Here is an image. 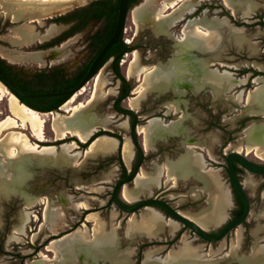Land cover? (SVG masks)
<instances>
[{"label":"rangeland","instance_id":"374dc122","mask_svg":"<svg viewBox=\"0 0 264 264\" xmlns=\"http://www.w3.org/2000/svg\"><path fill=\"white\" fill-rule=\"evenodd\" d=\"M90 1L91 0H81L80 3L74 5L68 10L70 11L82 7ZM144 1L141 2L144 3ZM255 1L258 2V0ZM20 2L27 5H34L33 3H28L23 0H0V58L7 63H11L12 67L15 69L20 70L31 65L29 63L32 62L38 63L45 58H49L56 62L57 59L64 56L62 66L67 74L72 73L79 67L80 63H83L87 59L88 52L85 45L91 33L100 29V23H90L85 30L77 34L74 39L64 44L61 48L49 50L48 53L50 56L43 57L42 59L40 58L41 56L36 53V50L38 49L35 45L43 43L44 41L41 42L42 39L49 40L52 38H42L47 32L49 26L46 27V29L44 28L51 18L46 19V17L42 16L43 13L41 14L33 9L29 10L30 8L22 9ZM38 4H40V2H38ZM139 4L141 3L138 2L136 5H133L127 16L124 29V40H128V45L133 47L138 38H141V43L143 44L147 42L144 37H147L150 39V42H153L156 45L159 40L158 38L153 37V32L150 31L151 28L149 30L144 29L151 27L149 23H152V19L149 18L148 20L144 19L143 21H139L134 14V11L138 9L136 6ZM262 4H264V1ZM259 5L257 11L261 7L260 3ZM201 6L204 7L202 12L208 10L207 15L209 17L217 16L220 19L221 17H226L231 20L230 22L236 27H238V25H243V23H245L246 26L247 24L253 25V28L242 27L245 28L248 39L251 43L255 44V47L253 46L254 48H252L250 45L237 46L227 39V31L224 28L221 31L222 37L219 40H216V46L213 49H192L188 54L199 59L206 58V60L208 59L216 66H219L221 70L232 72L236 78L240 79L247 77V83L241 88L238 87L220 97L213 96L208 89H204L202 93L197 95L186 94L182 97L173 94L162 96L151 90H146L140 97H138L139 104L136 107L129 106L131 98L137 96L135 90L142 85L147 74L146 71L152 67L163 68V64H167L173 58L175 51L178 49V41L184 38V30L187 27L188 21L190 19L194 20L198 18L202 13L200 12L195 16L187 15L189 18L188 21L183 20L178 23L174 28L176 36H170L172 39L164 40L161 43L160 48L157 49L155 47L149 49L141 46V48L124 53V56L119 61L120 71L123 75L126 72V78H128L129 82L132 84V93L129 95V99L123 102V105L138 111L142 118H145L140 123V126L147 124L146 120L149 118H166L165 112L170 114L171 111L175 113V116H170L168 118L169 120L176 121L183 119L186 128V134H181V137H183L184 148L186 149L187 145L188 147L193 145L192 147L194 150L200 151L203 154L204 159L208 162L212 163L210 159L217 161L214 165L208 164V167L215 168V170L221 175L223 189L228 191L231 197L232 210L235 209L236 205L231 193L230 182L226 174L225 161L221 153H225L226 155L230 151H238L242 154H247L248 159L251 161L264 165V152L262 153V157L256 155V151H254L255 146L249 141V136L247 134V129L252 126L254 128L258 127L261 130L264 129V112H262L264 106L247 102L249 92L254 90L258 85L252 76L251 71L260 72L258 70H263L262 66H264V45L262 42L264 38V29L261 28L257 20L259 18L263 23L264 8L260 10L262 12L261 15L257 13V16H253L257 12L256 11L251 17L245 18L241 15H235L236 17L231 18V10L222 0H213L212 2H207ZM158 8H160V6H158ZM21 10H23V12ZM174 11V9L166 11L163 14V17H165V14H172ZM60 14L53 15L52 19L55 20ZM14 17H17L16 21ZM235 20L237 21L236 23L234 22ZM148 21L149 23H147ZM256 25L259 26L254 27ZM230 26L232 25L230 24ZM191 30L194 29L191 28ZM20 32L26 35L29 34V39L23 41ZM135 34H139V36H135ZM135 53L139 54L141 64L148 67L147 70L138 77L134 74L131 76L128 73L130 63L132 62ZM45 61H47V59H45ZM109 63L110 61L98 71L97 75L81 91L82 94L80 93L75 97L76 102H67L63 105V110H57L56 112L62 115L71 116L76 108L83 104L85 108L80 114H93L96 117H109L111 122L110 129L112 132L115 131V134L120 135V140L123 142L124 137H128L129 131L121 129L118 124L126 122L127 119H123L121 116L116 115L109 107L104 109L96 108L101 102L105 103L103 104L105 106L111 105L110 102L117 95L118 88H116V86L119 82L112 77ZM220 63H223L224 67L220 65ZM260 74H263L261 84H264V73L261 72ZM3 88L7 90L5 87ZM97 88H100L101 92L97 91ZM240 91L243 92V95L242 99L238 100V94ZM84 93L85 95L81 96ZM84 98L89 100L87 104L85 103ZM9 99L10 95L6 94L3 97V100H0V123L8 117H12L9 110ZM37 112L41 114L45 122L43 141H40L33 135L30 127L27 129L10 127L6 131L0 132V139L11 131H18L29 136L33 144H54L46 143L48 139H52L53 136L55 137L51 128V112L43 114L39 111ZM217 113L222 128H207V123L212 121L211 116L217 115ZM113 120L117 121L113 122ZM228 132L232 133L231 140L223 149V138L227 139ZM188 134L193 140H195V142L190 139ZM170 138L171 137H168L165 140L158 139L152 141L150 148L145 149L144 137L143 135H140V133L138 134L139 143L143 145L145 153L150 154L149 159L142 166L140 174L153 171L157 165H161L164 170H167V162L170 160L165 159L164 156H168L167 153L169 152L174 154L175 147L177 146L174 144L171 145L170 148L172 151H168L165 148L167 147V144L163 142ZM68 139L69 138L67 137L65 140L68 141ZM73 142L75 143V141H70L67 142V144ZM172 142L175 143V141ZM78 146H80V144L77 143L76 145L75 143L70 154H60L59 156L52 158L40 153H27L26 155H22L20 158L13 160L4 158L5 165L3 167V175L0 179V264H34L38 260H55L57 259L56 244L71 238L77 230L84 229L85 227L89 231V238H92L94 222L88 220L89 222L85 221L79 225L83 219V213L86 208L83 205H87V208H93L100 206L106 201L105 198L101 197L105 195V192L109 193L112 190L107 189L106 187H113L114 183H116L118 178L117 168H119L120 165L115 160H111L106 163L104 174L92 176L93 174L90 170L92 171L94 166L91 165L90 162L104 161L107 158L93 159L86 154H83L82 156L81 149H79ZM160 148L162 149L161 153L157 152ZM248 148H250V151H248ZM218 151L220 157L215 158L214 155ZM180 152L185 151L181 150ZM59 153H61V147H59ZM118 153L119 151L115 154ZM120 157L122 158L121 150ZM83 158L84 161L79 164L80 160ZM66 160H71L74 165V167L70 169L71 172L68 170H61L60 172L55 170V166H63V164L66 163ZM123 165L127 170L131 168L130 166L125 165L124 162ZM67 173L69 174L68 177L71 181L70 184L73 185V190L79 193L69 191L67 187H65L62 180ZM85 173L86 176H89V179L86 181L82 179V175ZM241 174L242 182L245 183L247 179L252 180L251 184L245 185L246 192L251 201V213L246 224L231 232L221 243L208 246L203 244L202 253L204 254L203 257L205 259V264H238L236 258L231 254L234 249H237L236 254L241 256L243 253L250 252L256 241H258L259 244H264V177L253 175L248 171H241ZM163 179L164 182H162L160 188L154 190V192L159 195H166L176 206L181 205L183 199L190 200V198L185 197L186 195L196 193L194 191L189 192V185L187 184L182 185L179 184V182L175 183L174 180L170 181V179L164 175ZM134 185L135 181L125 186L132 188ZM67 186L70 187V185ZM172 186L173 189L165 192V189ZM74 187L79 188L80 190H77ZM85 191H90V193H86ZM144 196L150 195H143L141 197ZM67 198L70 199L69 201L71 204L68 209V203L66 202L68 201ZM190 201L185 204L187 206L185 209L180 210L182 213L193 215V211L190 209L193 204ZM48 204H51L52 208L58 212V216L54 221L56 222L55 224L48 222L45 218ZM155 210L161 213L160 210L156 208ZM113 211L117 212L115 206L108 211L103 212H94V210H90L92 214L87 215L86 218L88 219L89 216L97 215L100 219L107 222L108 229L111 227L118 228L122 240V248L132 247L134 249L132 264H137L138 249L143 244L148 243L149 241H162L168 237L167 234L156 238L139 237L132 243L128 238L127 220L131 216L138 217L144 210H141L138 214L134 215L124 214L121 219H113L114 216L111 214ZM65 212L67 213L65 214ZM162 214L165 216L164 213ZM27 215L30 217L29 220H26ZM123 218H125V220H123ZM75 226L78 227L73 231L71 228ZM257 226H260L261 231L258 234H255L254 229ZM207 231L212 230L209 229ZM187 235L188 234H185L184 237L190 241ZM239 235H241L242 238L240 243H238ZM154 248L158 247L150 246L143 249L142 261L144 259L145 251ZM173 249L174 247L170 250ZM161 253V255L159 254L157 257L165 258L167 253L166 255L163 252ZM77 259L76 262H69L68 264H87L86 260L81 255H79ZM83 260L85 261L83 262ZM60 264H65L63 259L60 261ZM100 264L111 263L101 262Z\"/></svg>","mask_w":264,"mask_h":264},{"label":"bare ground","instance_id":"6f19581e","mask_svg":"<svg viewBox=\"0 0 264 264\" xmlns=\"http://www.w3.org/2000/svg\"><path fill=\"white\" fill-rule=\"evenodd\" d=\"M23 1L33 3L34 5H27L20 2L22 9H33L41 14L43 13L42 16L48 19L53 18V15L63 13L80 3L81 0ZM212 1L213 0H146L142 6L134 11V14L136 18H141L142 15L150 18L155 16L157 21L168 27L170 34H172L170 30L173 29L174 25L181 19L186 15L192 14L197 7ZM222 1L235 15L241 14L245 18L250 17L258 6L253 0ZM38 2H40V4H38ZM158 6H160V8H158ZM168 8H173L175 11L167 17H163L165 10ZM21 11L23 12V10ZM207 13L208 11L204 10L198 18L188 21L187 27L184 30V38L178 41L180 44L179 49L175 57L166 67L152 68L150 71H146L147 67L142 68L139 65L138 55L134 54V58L129 66V75L132 76L134 74L138 77L145 71L147 74L142 85L135 90L137 96L131 98V106L136 107L139 104L138 97L146 90H157L161 92L164 89H173L175 94L181 97L186 94L189 89L191 92L197 93L207 88L213 96L220 97L246 84V77L240 79L236 78L232 72L221 70L220 67L216 66L208 59L206 60V58H204L199 60L188 54L192 49H213L216 46V40L222 37L221 31L224 28L227 31V38L237 46L252 45L243 29L231 27L226 18L220 19L217 16L209 17ZM14 19L16 21L17 17H14ZM191 28L194 30H191ZM63 29V26L51 24L42 38H51L60 33ZM20 33L23 41L29 39V34ZM45 40L47 39H42L41 41ZM253 46L255 47V45ZM38 54L41 56L40 58L50 56L48 51L38 52ZM186 60L191 64L189 68ZM220 65L224 67L223 63H220ZM255 81L258 85L254 90L249 92L247 102L264 106V84H261L262 78L257 77ZM3 87L5 86L0 82V100H3L6 94L10 95L9 110L12 117H8L0 123V132L6 131L10 127H21L23 129L30 127L33 135L40 141H43L45 122L41 114L19 102V99L14 94L5 90ZM97 91L101 92V89L97 88ZM78 94L79 93L69 100L70 103L75 100ZM242 95L243 92L240 91L238 100L242 99ZM84 108L85 106L81 104L71 116L62 115L56 111L51 112V128L56 139L62 140L69 136H77L83 142H86L95 131L97 125L107 127L110 122L107 117L98 119L93 114H80V112H83ZM262 112H264V109ZM181 123L182 120L166 123L162 118H152L147 125L140 126L139 133L144 137L145 148H150L151 142L155 139L163 138L167 134L182 131ZM119 127L127 129L126 122L120 124ZM247 134L249 136V141L255 146L254 151H256V155L262 157V153L264 152V129L261 130L258 127L254 128L252 126L247 129ZM62 146L61 153H59V148L56 146L40 147L38 144H33L29 136L23 132L11 131L7 133L0 139V179L3 175L2 172L5 165L4 158L11 160L18 159L27 153H40L51 158L59 156L60 154L68 155L75 144L66 143ZM118 146L119 141L117 139L102 136L90 145L85 154L91 157H98V155L106 156L113 154ZM248 151H250V148H248ZM121 153L125 164L130 165L133 158V144L127 137H125L123 141ZM205 168V160L201 152L189 146L177 161L167 162V170H164L161 166H156L151 172L139 174L135 180L134 187L129 188L124 186L123 196L126 200L133 201L138 199L141 195L151 194L155 189L160 188L163 175L165 176V174L168 179L174 180L175 183L179 180H187L191 176L201 178L209 191L207 206L196 215L190 216L187 213L185 214L194 218L205 230L215 227L220 225L228 217V210L232 207V202L229 192L223 189L221 175L216 170L205 171ZM251 182L252 180L250 179L246 180V184H251ZM116 215L117 213L114 212L113 216L116 217ZM57 216V210L52 208L51 204H48L45 213L46 220L55 224L56 222L54 221ZM29 219L30 217L27 215L26 220ZM88 219L94 222L92 238H89V231L86 227L77 230L71 238L56 244L57 259L50 261L38 260L34 264H60L62 259L65 264H68L69 262H76L79 255L86 260L87 264H100L106 260L111 261L112 264L130 263L133 249L131 247L121 249V241L117 228L111 227L107 230L106 223L97 215L89 216ZM127 223V233L131 241L138 234L156 237L160 233H163L166 228L169 229V231L176 228V224L173 221H164L160 212L158 213L157 210L155 211L151 209V207H148L141 215L140 219L137 220L136 217L131 216ZM254 231L258 234L261 231L260 226H257ZM241 240V235H239L238 243H240ZM236 251L237 249H234L231 253L234 257H237ZM152 255L153 252L151 251L146 253L144 259L145 264H202L205 260L203 255H200L188 242H184L182 247L177 251H171L164 259H153ZM238 259L240 262L239 264H264V244L262 245L256 242L249 256L238 257ZM85 260H83V262Z\"/></svg>","mask_w":264,"mask_h":264},{"label":"flooded vegetation","instance_id":"af4514ba","mask_svg":"<svg viewBox=\"0 0 264 264\" xmlns=\"http://www.w3.org/2000/svg\"><path fill=\"white\" fill-rule=\"evenodd\" d=\"M137 2L134 4V5H136L138 2H140L141 4H139L138 6H136V7H140V6H142L144 3H142L141 1H144V0H136ZM146 1V0H145ZM144 1V2H145ZM254 2H256L255 0H253ZM264 0H258V2L261 4V7H260V9L257 11V9H258V7L260 6L259 5V3L258 2H256L257 3V8H256V10L253 12V16H257V13H259L260 15L262 14V12L260 11L262 8H264V4H262V2H263ZM87 5V4H86ZM85 6V5H84ZM83 7V6H82ZM133 7V6H132ZM132 7H130L129 9H132ZM226 7V6H225ZM79 8H81V7H79ZM227 8V7H226ZM75 9H77V8H75ZM75 9H72V10H68V12L66 13L65 12V14L64 13H62V15L60 14L59 16H57L56 17V19L54 20V19H51L50 21H48L47 22V24H46V26H45V28L44 29H46V27H48V26H50L51 24H55V25H58V26H63L64 27V29L60 32V33H58L57 35H55V36H53L51 39H49V40H47V41H41V42H43V43H40V44H38V45H35L36 47H37V49L38 50H36V53H38V52H45V51H49V50H54V49H58V48H61L64 44H66V43H68V42H70L72 39H74V37L77 35V34H79V33H81V32H83L84 30H85V28L90 24V23H93V22H99L100 23V29L99 30H96L95 32H93V33H91V35L89 36V38H88V40H87V43H86V45H85V48H86V50H87V52H88V57H87V59L83 62V63H80V65H79V67L78 68H76L72 73H70V74H67L66 73V70L64 69V67L62 66V64H63V58H64V56L62 57V58H60V59H57V61L55 62V61H53V60H50L49 58H45V59H47V61H45V59L44 60H42L41 62H38V63H36V62H32V63H29V64H31V65H29V66H26V67H24V68H22V69H20V70H18V69H15L14 67H12V65H11V63H7L5 60H3V59H1L0 58V70L1 71H3L4 73H5V75L9 78V80L16 86V87H18L20 90H22V91H24V92H28V93H35V94H38V93H48V90H54V89H60V91H66V90H69V89H72V88H74L75 86H77L82 80H83V78L86 76V74H87V72H88V70H89V68H90V66H91V64H92V62L94 61V59L96 58V56L98 55V53L101 51H99L97 54H96V50L97 49H99V48H101V46H102V43L108 38V36H109V34H110V31L114 28V30H113V33H114V31H115V28H116V24H117V20H116V22H115V26L113 25V22H112V20H111V18L112 17H114V13H108V12H106L105 13V15L104 16H102V18H99V19H97V18H94V19H91V20H88V18H87V16L85 15L86 13L85 12H83V11H81V12H77V13H74V14H72V15H70V16H68L67 18H66V16L69 14V13H71L72 11H74ZM170 9H173V8H168V9H166L165 10V12L166 11H168V10H170ZM204 9V7L203 6H199V7H197L196 9H195V11L192 13V14H190V15H198L200 12H202V10ZM206 11H208V10H206ZM164 12V13H165ZM230 13H231V18L233 17H236L235 16V14L232 12V11H230ZM202 14V13H201ZM200 14V15H201ZM170 14H168V15H166L165 14V17H167V16H169ZM237 15H241V14H237ZM251 15V16H252ZM63 16H65V18H63V19H61V20H59V18H61V17H63ZM193 16V17H194ZM242 16V15H241ZM250 16V17H251ZM117 17H118V12H117ZM243 17V16H242ZM150 17H145L144 15H142V17L141 18H138L139 19V21H143L144 19L145 20H148ZM222 18V17H221ZM226 18V17H225ZM151 19H152V23L150 22L149 23V21L147 22V23H149V25L151 26V27H148V28H144V29H147V30H149L150 28V31H152L153 33V37L154 38H158V44H154L153 42H150V39L149 38H147V37H144L146 40H147V42H145V43H141V38H138L137 39V41L135 42V45H133V47L131 46V45H128L129 44V41L128 40H124V29H125V27H124V29H123V32H122V35H121V38L123 39V41L127 44V47H125L122 51H120V47H118V46H120V45H123L122 43H116V44H114L112 47H113V51H116L111 57H109L102 65H101V63H100V65L98 66V68L95 70V72L93 73V75H92V77H91V79L89 80V82L97 75V73H98V71L107 63V62H109L110 61V73H111V75H112V77L117 81V82H119V84L116 86V88H118V91H117V95H116V97L110 102V104L111 105H103V104H105V103H103V102H101L96 108L98 109H104V108H107V107H109L110 109H111V111H113L116 115H119V116H121V118H123V119H127V121H126V124H127V129H123V130H130V127H131V124H132V122H133V120H134V118H135V116L134 115H124V116H122L120 113H118L117 111H116V109L114 108V103H115V101L117 100V99H119L120 97H122V96H124L125 94H127L128 93V91H129V89H131V93H132V84L129 82V79L128 78H126V72H125V74L123 75L122 73H121V71H120V65H119V61L122 59V57L124 56V54L121 56V57H119V58H117L119 55H121L126 49H127V52H131V51H133L134 49H138V48H141V46H143L144 48H160L161 47V43L164 41V40H170V39H172V38H170V36H176V33H175V31H174V28L177 26V24L178 23H180L181 21H183V20H185V21H188L189 20V18L187 17V15L183 18V19H181L176 25H174V27H173V29H171L170 31H172V34H170V32H169V28L168 27H166L165 25H162V23H160L159 21H157V19H156V17L155 16H153V17H151ZM258 20V22H259V24H260V26H261V28L262 29H264V21H263V23L261 22V19H257ZM228 21V20H227ZM229 21H231V20H229ZM235 23L237 22L236 20L234 21ZM231 24H232V22H230ZM126 24V23H125ZM247 24V23H246ZM232 26L233 27H236V26H234L233 24H232ZM231 26V27H232ZM242 26H245V27H248V28H253V25H248L247 24V26L245 25V23H243V25H238V27H236V28H239V29H241V28H243ZM257 26H259V25H256V26H254V27H257ZM144 29H142V30H144ZM138 30V29H137ZM243 30H244V32H245V34H246V31H245V28H243ZM113 33H112V35H113ZM112 35H111V37H112ZM227 35V34H226ZM135 36H139V34L137 35V34H135ZM110 37V38H111ZM227 37V36H226ZM246 37H247V34H246ZM110 38H109V40H110ZM248 38V37H247ZM228 39V38H227ZM108 40V41H109ZM179 40V39H178ZM229 40V39H228ZM249 40V39H248ZM107 41V42H108ZM230 41V40H229ZM232 42V41H231ZM262 42H263V45H264V38H263V40H262ZM234 43V42H233ZM117 44H120V45H117ZM235 44V43H234ZM252 45V48H254L253 47V45H255V44H253V43H251ZM106 45V44H105ZM104 45V46H105ZM180 45V44H179ZM179 45H178V49H179ZM248 45V44H247ZM103 46V47H104ZM102 47V48H103ZM129 47L130 48H132V50H130V51H128V49H129ZM177 49V50H178ZM177 50L175 51V54H174V56H173V58L175 57V55H176V52H177ZM110 51V50H109ZM108 51V52H109ZM108 54V53H107ZM106 54V55H107ZM135 54H137L138 55V57H139V54L138 53H135ZM191 56H193V55H191ZM46 57H49V56H46ZM94 57V59L92 60V58ZM106 57V56H105ZM104 57V58H105ZM193 57H195V56H193ZM117 58V59H116ZM172 58V59H173ZM197 58V57H196ZM43 59V58H42ZM115 59H116V61H115ZM171 59V60H172ZM197 59H199V58H197ZM104 60V59H103ZM102 60V61H103ZM170 60V61H171ZM199 60H201V59H199ZM170 61L167 63V64H163L164 65V67H166L169 63H170ZM45 63V64H44ZM186 63H187V66H188V68L191 66V64H190V62L188 61V60H186ZM33 64H35V65H33ZM117 64H118V66H117ZM139 65L143 68V67H147V66H143L142 64H141V62H140V57H139ZM163 67V68H164ZM219 67V66H218ZM263 67V70H261V69H259L258 71H260V72H257V71H251L252 72V76L254 77V79L255 78H257V77H263L262 75L263 74H260L261 72H263L264 73V66H262ZM148 68V67H147ZM153 68V67H152ZM151 68V69H152ZM160 68V67H159ZM151 69H149V70H151ZM149 70H147V71H149ZM116 72H118L119 74H121L122 76H124L127 80H128V83H126V82H124L120 77H119V75H117L116 74ZM143 74V73H142ZM142 74H140V75H142ZM136 76V75H135ZM246 79H247V77H246ZM0 80H2L1 78H0ZM89 82L87 83V84H89ZM247 83V82H246ZM85 88V87H84ZM207 89V88H206ZM204 90V89H203ZM202 90V91H203ZM209 90V89H208ZM86 91H87V89H86ZM152 92H156V93H158V94H160V95H162V96H165V95H168V94H173V95H176L175 94V92H174V90L173 89H164L163 91H157V90H151ZM202 91H199V92H197V93H193V92H191V90L189 89V90H187V92H186V94H191V95H197V94H200V93H202ZM53 92H59V91H53ZM167 92V93H166ZM81 93V92H80ZM79 93V94H80ZM86 93V92H85ZM85 93L83 94V95H81V96H84L85 95ZM130 93V94H131ZM82 94V93H81ZM129 94V95H130ZM186 94H184V95H186ZM88 95H89V93H88ZM184 95H182V96H184ZM181 96V97H182ZM68 98V96H63V97H50V98H57L56 100H50V98H36V99H30V98H24V104H26L27 106H29V108H31V109H34V110H36V111H39V112H41L42 114L43 113H47V112H53V111H57V110H63V105L65 104V103H67L66 102V99ZM41 99H48V100H41ZM127 99H129V97L128 98H125V99H122V100H120V101H118V103H117V105H116V107L118 108V109H120V110H123V109H128V107H125L124 105H123V102L125 101V100H127ZM20 101V100H19ZM61 101H63V102H61ZM75 101V100H74ZM73 101V102H74ZM84 101H85V103L87 104V102L89 101V100H86L85 98H84ZM70 101H68V103H69ZM76 102V101H75ZM60 103V104H59ZM84 103V102H83ZM57 104H59V106H57V108L55 109V107H56V105ZM129 106L131 107V105L129 104ZM134 110V109H133ZM137 112V114L139 115L138 116V120H137V124H138V127L135 129V136H136V139H137V141H138V134H139V127H140V123L145 119V118H142V116H141V114H139V112L138 111H136ZM175 113L173 112V111H171L170 112V114L169 113H166L165 112V116H166V118H162L166 123H169V122H172L171 120H169L168 118L170 117V116H175L174 115ZM45 115V114H44ZM105 117H107V116H105ZM105 117H97L98 119H104ZM109 120H110V118L109 117H107ZM159 118V117H158ZM152 118H149V119H147L146 120V122H147V124H148V122L151 120ZM211 119H212V121H209L208 123H207V128H210V127H216V128H222L221 126V124H220V118H219V116H218V113H217V115H212L211 116ZM179 120H182V131H180V132H176V133H171V134H167L165 137H163V138H158L159 140H165V139H167L168 137H171L170 139H168L167 141H164L163 143H166L167 144V147H165L168 151H172V149L170 148V146L171 145H177L175 148V153L174 154H172L171 152H169V153H167V155L168 156H164V158L165 159H168V160H170L171 162H174V161H177V159L179 158V156L180 155H183V153H185V152H180L181 150H184V151H186V149H187V147H188V145L186 146V149L184 148V146H183V137H181V134H186V128H185V126H184V120L183 119H179ZM115 121H117V120H115ZM114 120H113V122H115ZM176 121H178V120H176ZM124 123V122H123ZM120 124H122V123H120ZM120 124H118V125H120ZM147 124H145V125H147ZM110 126H111V122H109L108 123V125H107V127H105V126H102V125H97L96 126V129H100V131L99 132H95V136L93 137L92 136V138H93V140H94V138L96 137V136H99L98 134L99 133H102V132H108V133H110V134H112V135H115L116 136V138L119 140V146H118V148H117V150L113 153V154H110V155H106V156H102V155H98V157H91V158H93V159H98V158H107V159H105L104 161L102 160V161H98V162H90V164L91 165H93L94 167H93V170L91 171L90 170V172H92V176H97V175H99V174H104V169L106 168V163L107 162H110L111 160H115L116 162H118L119 163V165H120V167L119 168H117V171H118V173H117V175H118V178H117V181H116V183H114V185H113V187H106L107 189H112L109 193H107V192H105V195L104 196H102L101 198H105L106 199V201H104L103 202V204H101L100 206H97V207H93V208H87V206H85L86 208H85V212L83 213L84 214V216H83V219H82V221L79 223V225H81L83 222H89V221H91V220H89V219H87L86 217H87V215H89V214H92V212H90V210H94V212H103V211H108L110 208H112L113 206H115L116 207V205H114V203H112L111 204V199H112V193H113V190H114V187H115V185L119 182V181H121V180H123V179H125L126 177H128L129 175H131L132 174V172L134 171V169H135V167H136V165L139 163V161L141 160V153L137 150V149H135V151L133 150V158H132V161H131V163H130V165H127V164H125V165H127V166H130L131 168L129 169V170H127V169H125V167H123L124 165H123V162H124V160H123V158H121L120 157V155H119V153L118 154H115L116 152H118L119 150H121L122 149V144H123V142L120 140L121 139V137H120V135H118V134H115V131L114 132H109V131H102V128L103 127H105V128H109L110 129ZM95 129V130H96ZM122 129V128H121ZM130 133V132H129ZM228 134V136H227V139H224L223 138V143H222V147H223V149L225 148V146L227 145V144H229L228 142L231 140V135H232V133L231 132H228L227 133ZM141 135V134H140ZM173 136V137H172ZM188 136H189V134H188ZM190 137V139H192V137L191 136H189ZM69 139H68V141H66L65 139H62V140H58V139H56L54 136H53V138L52 139H48L47 141H46V143H54V144H46V145H39L40 147H43V146H56V147H62V145H64V144H66L67 142H70V141H75V143H76V145H77V143H79L80 144V146H78L79 147V149H81V154H82V156H83V154H85L86 153V151H87V149L90 147L89 146V144L93 141L92 140V138H90V140H88V142H83L79 137H77V136H69L68 137ZM128 138V137H127ZM124 139H125V137H124ZM129 139V138H128ZM158 139H155V140H153V141H156V140H158ZM130 140V139H129ZM193 140V139H192ZM124 141V140H123ZM172 141H175V143H173ZM194 142H195V140H193ZM40 143H43V142H40ZM74 143V142H73ZM74 143V144H75ZM138 143H139V141H138ZM159 143H162V142H159ZM159 143H157V144H159ZM140 144V143H139ZM141 146H143L142 144H140ZM189 145H191V144H189ZM145 146V145H144ZM193 146V145H192ZM144 148V147H143ZM146 149V148H145ZM161 151H162V149L160 148V149H158L157 150V152H159V153H161ZM120 152V151H119ZM122 154V153H121ZM202 154V153H201ZM222 155H223V159H224V161H225V170H226V174H227V177H228V173H227V163H226V160H225V156L227 155H225V153H221ZM202 156H203V154H202ZM123 157V156H122ZM149 157H150V154H146L145 153V157H144V159H143V163H142V166L144 165V163L145 162H147V160L149 159ZM214 157L215 158H219L220 157V153H219V151L214 155ZM91 158H89V159H91ZM204 158V157H203ZM205 160V165H206V168H205V171H209V170H215V168H213V167H208V164H210V165H214L215 163H217V161H215L214 159H210L211 160V162L212 163H210V162H208L206 159H204ZM84 161V158L83 159H81L80 160V162H79V164L81 163V162H83ZM66 163H64L63 164V166H55V165H53V166H55L54 168H55V170H57L58 172H60L61 170H64V171H66V170H68V171H70V169H72L73 167H74V165H73V163H72V161L71 160H66L65 161ZM125 163V162H124ZM155 163V162H154ZM255 163V162H254ZM255 164H257V165H259L260 167H263L264 168V165H262V164H259V163H255ZM235 170H236V168L237 169H239V172H237V174L239 175V178H240V180H242L241 179V171H246L238 162H235ZM153 166H154V164H153ZM157 166H161V165H157ZM142 168V167H141ZM212 168V169H211ZM153 169V168H152ZM141 170V169H140ZM217 171V170H216ZM71 172V171H70ZM218 172V171H217ZM141 173V172H140ZM139 173V174H140ZM68 173L64 176V179L62 180L63 182H64V185H65V187H67V189L69 190V191H74L75 193H79V192H77V191H75V190H73V185H71L70 183H71V181L69 180V177H68ZM165 176H166V174H165ZM82 179L84 180V181H86V180H88L89 179V176H86V173L85 174H83L82 175ZM136 180V179H135ZM228 180H229V177H228ZM170 181H172V179H170ZM185 183H184V182ZM134 181H132L131 183H133ZM162 182H164V179H162ZM179 182V184H182V185H189V192H196L197 193V195H196V193L195 194H193V193H190V195H186L185 197L186 198H190V200L189 199H183V202H181V205H178L179 206V208H178V206H176L175 205V203L173 202V201H171L170 199H168L167 198V196L166 195H159L158 193H156V192H152L151 194H147V195H150V196H144V197H141V196H143V195H141L140 196V198L139 199H135V200H133V201H128V200H126L125 198H124V196H123V190H122V188H120L119 190H118V192H117V197L123 202V204L125 205V206H127V207H129V208H132V207H134V206H136L137 204H139L140 202H142L143 200H146V199H148V198H159V199H161V200H164V201H166V202H168L173 208H175V209H177V210H181V209H185L187 206L185 205V204H187V202H191L192 204H193V206H191L190 207V209H191V211H193L192 213H193V215H196V214H198L201 210H203L206 206H207V201H208V198H209V191H208V189L205 187V185H204V181L201 179V178H195V177H193V176H191V177H189L187 180H179L178 181ZM229 182H230V180H229ZM67 183V184H66ZM67 185H70V187H68ZM243 185L245 186L246 185V182L244 183L243 182ZM230 186H231V193H232V195H233V199H234V203H235V205H236V207H235V209H232L231 210V208L228 210V217L225 219V221L228 223V222H231V221H233V220H235V219H237L238 217H240L241 216V214L243 213V211H242V213H240L239 214V212H240V210L242 209V206L239 204V201H238V198H237V196H236V194L235 193H237L234 189H233V187H232V185H231V183H230ZM74 188H76V187H74ZM105 188V189H106ZM77 190H80L79 188H76ZM124 189V188H123ZM170 189H173V186L172 187H170V188H167V189H165V192L166 191H169ZM156 190V189H155ZM86 193H90V191H85ZM122 196H123V198H122ZM239 196V195H238ZM68 199V198H67ZM67 199H65V200H67ZM241 199V198H240ZM250 199V198H249ZM62 200V199H61ZM70 199H68V201H66L67 203H68V207H67V209L70 207L69 205H71L70 204V201H69ZM242 201V200H241ZM250 203H251V201H250ZM183 204V205H182ZM243 204V203H242ZM84 206V205H83ZM155 208L156 209H158V210H160L161 211V213H160V215L163 217V219H164V221H168V220H171V221H173L175 224H176V228L174 229V230H172V231H169V229H165V231L163 232V233H160L158 236H156V237H160V236H162V235H165V234H167L168 235V237L167 238H165L164 240H162V241H149L148 243H145V244H143L139 249H138V259H137V264H138V262L141 260V263L142 264H145L144 263V259H145V257H146V253L148 252V251H151V252H153V255H152V258L153 259H164V258H160V257H157L161 252H163V253H165V255H166V253H167V255L171 252V251H177L180 247H182V245L184 244V242H188L193 248H195L196 250H197V252L200 254V255H204L203 253H202V246H203V244H205L206 246H208V245H212V244H217V243H221V242H217V243H209V242H207V241H205V240H203L201 237H199L193 230H191V229H185V226L183 225V224H181V223H179V222H177V221H175L174 219H172L171 218V216H170V214L163 208V207H161V206H159V205H154L153 207H151V209H153V210H155ZM148 208H146V209H144V211H146ZM116 210H117V212H118V214L116 215V217L114 216V218L113 219H121L122 218V216L124 215V214H126V213H124L122 210H120L118 207H116ZM243 210H244V206H243ZM144 211L141 213V214H139V216L138 217H136V216H134V217H136L137 218V220L138 219H140V217H141V215L144 213ZM156 211V210H155ZM115 211H113L111 214L113 215V213H114ZM117 212H115V213H117ZM158 212V211H157ZM67 212H65V214H66ZM139 213V212H138ZM137 213V214H138ZM159 213V212H158ZM162 213H164L165 214V216L162 214ZM251 213V212H250ZM184 215H186L185 213H183ZM188 214V213H187ZM126 215H130V214H126ZM188 215H190V216H193V215H191V214H188ZM188 215H186L187 217H189L190 219H192L194 222H196L197 224H199L194 218H191L190 216H188ZM118 216V217H117ZM249 217V216H248ZM171 218V219H170ZM89 220V221H88ZM102 220V219H101ZM123 220H125V218H123ZM247 220H248V218L244 221V223H243V225L244 224H246V222H247ZM103 222H105L106 223V228L108 227L107 226V222L105 221V220H102ZM113 221V220H112ZM128 221V220H127ZM225 221H223L220 225H222ZM122 222V221H121ZM200 225V224H199ZM220 225H217V226H215V227H212V228H209V229H211L212 231H208V234H209V236H216L221 230H222V228L223 227H221V228H219V226ZM201 226V225H200ZM225 226V225H224ZM78 226H75V227H73V228H71L73 231L74 230H76V228H77ZM202 227V226H201ZM202 228H204V227H202ZM205 229V228H204ZM209 229H206V230H209ZM107 230H109L108 228H107ZM255 230V229H254ZM233 231H235V230H233ZM232 231V232H233ZM68 232H72V231H68ZM117 232H118V235H119V231H118V228H117ZM254 233H255V231H254ZM185 234H188L187 235V237L190 239V241L186 238V237H184V235ZM256 234V233H255ZM170 235V236H169ZM229 235V234H228ZM227 235V236H228ZM119 237H120V235H119ZM139 237H149V238H156V237H152V236H149V235H146V234H138V235H136L135 236V238L134 239H132V243L133 242H135V240H137ZM129 238V237H128ZM130 239V238H129ZM120 241H121V243H120V246L122 245V240H121V238H120ZM154 242H158V243H156V244H151V243H154ZM256 242H258V241H256ZM255 242V243H256ZM181 244V245H180ZM263 245V244H262ZM150 246H155V247H158V248H154V249H148L147 251H145V253H144V259H143V261H142V253H143V249L145 248V247H150ZM254 246V245H253ZM252 246V247H253ZM162 247V248H161ZM174 247V249L173 250H170L171 248H173ZM132 248V247H131ZM141 248H142V250H141ZM121 249H123L122 248V246H121ZM133 249V248H132ZM251 250H252V248H251ZM251 252V251H250ZM162 254V253H161ZM160 254V255H161ZM242 254V253H241ZM244 254V253H243ZM133 255H134V249H133V254H132V256H131V262L130 263H127V264H132L133 263V260H132V258H133ZM167 255L165 256V258L167 257ZM238 257H246L245 255H241V256H238L237 255V257H235L236 258V260H237V262H238V264L240 263L239 262V259H238ZM111 263L112 264V262L111 261H104V263ZM236 262V261H235ZM236 262V263H237ZM154 264H160V263H154ZM202 264H205V260H204V262L202 263Z\"/></svg>","mask_w":264,"mask_h":264},{"label":"water","instance_id":"95a60500","mask_svg":"<svg viewBox=\"0 0 264 264\" xmlns=\"http://www.w3.org/2000/svg\"><path fill=\"white\" fill-rule=\"evenodd\" d=\"M130 11H131V9H129V0H120L119 6H118L117 24H116V28H115V31H114L112 37L106 43V45L101 49V51L98 53V55L96 56V58L92 62L86 76L74 88L66 90V91H59V92H48V93H38V94L28 93V92H24V91L20 90L18 87H16L9 80V78L5 75V73L1 70H0V78L2 80H0V82L7 88V90L10 93L14 94L16 97H17V95H20L24 98L36 99V98H50V97L68 96V98L66 99V102H68L70 99L73 98V96H75L77 93H80L81 90L87 85V83L91 79L93 73L98 68V66L100 65V63L102 62V60L104 59V57L106 56V54L108 53V51L112 48V46L114 44L119 42V43H122L124 46L127 47V44L123 41V39L121 38V35H122L123 29L125 27L127 16H128ZM226 19L230 23L229 19L228 18H226ZM241 29H243V28H241ZM126 52H127V49L121 55H119L117 58L121 57ZM116 59H115V61H116ZM116 74L119 75V77L124 82L128 83V80L124 76H122L118 72H116ZM130 93H131V89H129L127 94H125L124 96L117 99L114 103V108L122 116H124V115H134L135 116V118L131 124L130 130H129L130 133H129L128 137L130 138V140L133 144V150L135 151V149H137L141 153V160L136 165V167H135V169L131 175H129L125 179L119 181L115 185L113 193H112L111 204L114 203V205H116V207H118L124 213L130 214V215L137 214L141 210H144L148 207H153L154 205H159V206L163 207L170 214L172 219L183 224L185 226V229L193 230L203 240H205L209 243L222 242L227 237L228 234H230L233 230H236L237 228H239L240 226L243 225L244 221L248 218V216L250 215V212H251V203H250L249 195L246 192V189H245V186L243 185L242 180H240L239 175L237 174V172L235 170V165H234L235 162H238L249 173H251L253 175L262 176V177H264V168L260 167L259 165L255 164L253 161L248 159L247 154H242V153L237 152V151H230L229 153H227V155L225 156V160L227 163L228 177H229V180H230V183H231L233 189L237 192V194L239 195V197L242 200L244 210H243V213L241 214V216L238 217L237 219H235L231 222H228V223L225 221L222 225H220L219 228H221V227H223V228L216 236H209L207 230L203 229L200 225H198L192 219H190L189 217L184 215L181 211L173 208L168 202L161 200L159 198H148L146 200H143L142 202H140L139 204H137L136 206H134L132 208L125 206L123 204V202L117 197V192L120 188H122V190H123L125 185L131 183L132 181H135V179L137 178V176L141 172L140 169L142 167L143 159L145 157V149L143 148V146H141L138 143L136 136H135V129L138 127L137 120H138L139 115L132 108L120 110L116 107L118 101L125 99V98H128ZM22 104H24V103H22ZM24 105H26V104H24ZM99 131H100V129H96L91 134L89 139H87L86 142H88V140H90V138H92V136L93 137L95 136L94 135L95 132H99ZM102 131L112 132L111 129H105V128H102ZM102 136H108V137H112L114 139H117L116 137L111 136V135L101 134L99 136H96L94 138V140L89 144V146L96 139H98L99 137H102ZM156 243H158V242H154L151 244H156ZM43 246H45V245H43ZM141 250H142V248H141ZM38 251H39V248H38ZM244 255L249 256L250 252L245 253ZM138 264H141V260L138 262Z\"/></svg>","mask_w":264,"mask_h":264},{"label":"trees","instance_id":"16d2710c","mask_svg":"<svg viewBox=\"0 0 264 264\" xmlns=\"http://www.w3.org/2000/svg\"><path fill=\"white\" fill-rule=\"evenodd\" d=\"M137 1L136 0H129V8L132 7ZM120 0H91L87 5L81 7V8H77L74 11H72L71 13H69L66 18L74 13L77 12H85L88 20L94 19V18H102V16L105 15L106 12L108 13H114V17L111 18L113 25L115 26V22L117 20V12H118V6H119ZM65 18V16L59 18V20ZM114 28L110 31V34L108 36V38L102 43L101 48L96 50V54L102 49V47L107 43V41L109 40V38L111 37L112 33H113ZM120 45V44H117ZM120 47V51H122L126 46L124 45H120L118 46ZM132 50V48L129 47L128 51ZM116 51H113V47L110 49V51L108 52V54L106 55V57L104 58V60L102 61L101 65L109 58L111 57ZM94 59V57L92 58V60ZM100 65V66H101ZM118 66V64H117ZM53 91H60V89H54V90H48V92H53ZM17 98L20 100V102L24 103V97L17 95ZM67 98V97H66ZM57 98H50V100H56ZM41 100H48V99H41ZM63 102V101H61ZM60 104V103H59ZM59 104L56 105L55 109L57 108V106H59ZM101 134H107V135H111V136H115L112 135L108 132H102L99 133L98 135ZM116 137V136H115ZM93 140V138H92ZM120 151V150H119ZM120 155V152H119ZM236 172H239V169L236 168ZM239 204L242 206V209L240 210L239 214L242 213L243 211V204L242 201L240 199V197L238 196L237 193H235ZM20 257V256H19Z\"/></svg>","mask_w":264,"mask_h":264}]
</instances>
